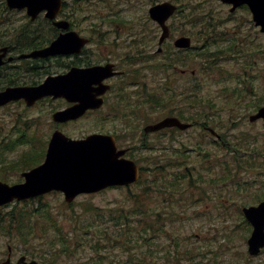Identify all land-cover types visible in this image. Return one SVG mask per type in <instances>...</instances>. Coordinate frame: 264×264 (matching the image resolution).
<instances>
[{
	"label": "rangeland",
	"instance_id": "1",
	"mask_svg": "<svg viewBox=\"0 0 264 264\" xmlns=\"http://www.w3.org/2000/svg\"><path fill=\"white\" fill-rule=\"evenodd\" d=\"M67 1L74 29L92 39V60L117 62L125 75L115 80L100 110L61 123L59 129L75 138L93 132L113 134L121 147H134L133 154L141 157L143 164L149 162L145 159L152 148L157 159L175 155L178 148L189 149L192 165L208 151L211 162L200 165L204 177L215 178L222 172L218 158L232 162L234 181H228L231 183L222 191L220 186L221 195L214 185L208 187L207 195L192 200L189 209L181 210L182 218H175L179 219L175 225L165 224L166 231L159 236L141 231L150 220L140 219L136 212L142 209L138 201L146 198L140 195L138 201L131 200L135 192L126 189L82 194L72 203L66 202L60 191L11 202L0 207V262L11 243L19 255L30 253L40 264H264V250L257 256L248 252L250 229L242 212L243 203L257 202L264 194V122L249 119L264 104V33L255 26L250 10L241 6L231 12V5L221 0H170L178 3L180 11L169 21L172 34L165 48L173 52L163 54L156 52L161 31L149 20L148 9L166 0ZM10 15L13 24L18 20L17 26L28 23L25 10H13ZM209 25H216L217 32L209 34ZM52 33L49 26L44 35ZM182 34L192 36L196 45L210 37L209 53L224 46H232L234 52L225 54L218 64L214 57L196 56L193 50L175 52L171 44ZM65 61L69 62L68 57L51 60V71L62 72L57 65ZM172 62L177 69L165 66ZM181 69L187 72L181 74ZM10 70L12 76L21 68L7 65L4 72ZM44 76L19 75L17 80L41 81ZM173 91L197 93L188 98L200 99L199 107L190 108L221 120L217 124L225 134L224 145L214 137L209 140L213 149L203 144L208 133L196 128L176 131L174 137L169 130L150 133L148 143H153L140 148L144 127L166 116V99L164 105L149 99ZM177 100L175 107L182 104L180 97ZM66 106L63 98H46L31 107L20 101L0 108L1 179L23 181V170L31 168H24L28 159L39 158L38 164L44 160L42 149L56 126L53 112ZM200 140L201 145L197 143ZM146 179L133 189L143 188ZM229 196L232 199L228 201ZM217 207L231 211L230 215H217Z\"/></svg>",
	"mask_w": 264,
	"mask_h": 264
},
{
	"label": "water",
	"instance_id": "2",
	"mask_svg": "<svg viewBox=\"0 0 264 264\" xmlns=\"http://www.w3.org/2000/svg\"><path fill=\"white\" fill-rule=\"evenodd\" d=\"M233 3L232 11L237 6L248 4L253 13L256 25L264 31V0H223ZM12 8H27L28 14L35 19L40 12L47 10L46 16L53 20L57 27L69 29L68 20H55L61 11L62 0H7ZM177 6L166 1L150 8V15L159 21L163 28L160 43L169 36V26L166 21L176 11ZM88 39L81 37L76 31L61 33L50 46L23 53L24 57H47L53 54L70 53L80 51ZM178 47H189L191 38L182 36L175 41ZM9 47L0 48V65ZM2 52V53H1ZM12 57H9L11 60ZM110 74L108 66H95L92 68H73L68 74L50 76L45 83L39 86H14L7 87L0 92V105L11 100L25 98L28 104H33L37 99L53 94L55 97L65 96L70 101L79 103L60 110L54 114L56 121H67L83 115L89 108H97L103 103L98 94L104 93L106 87H93L94 82L100 83ZM264 118V106L251 120ZM180 126L187 128L190 123H182L176 117H167L161 122L146 126L147 132L165 126ZM126 150L117 151L115 139L111 135L93 133L83 139H73L60 130L53 134L46 160L23 175L26 181L10 185L0 180V205L14 198L25 199L36 196L53 189L63 190L66 200L71 202L81 192H91L113 184H124L138 178V167L134 161L120 158ZM249 220L254 225V231L249 239V249L255 254L264 246V201L258 206L244 208ZM22 264H37L36 260ZM3 264H8V261Z\"/></svg>",
	"mask_w": 264,
	"mask_h": 264
},
{
	"label": "trees",
	"instance_id": "3",
	"mask_svg": "<svg viewBox=\"0 0 264 264\" xmlns=\"http://www.w3.org/2000/svg\"><path fill=\"white\" fill-rule=\"evenodd\" d=\"M11 9L7 6L5 0H0V45L1 44H12L15 46V49L22 52L26 50H30L33 48H38L40 46L46 45L50 38L56 34V30L54 27L53 28V33L47 35L45 38L41 39V36H44V33L47 32V28L51 26L50 22L47 19H39L36 22H30V23H25L21 24L20 26H17L18 21L16 19L15 23L13 24V19H11ZM216 26H209V34H212L215 31ZM11 36L15 37V40H11ZM9 41V42H8ZM235 40H233L234 42ZM210 44V37H205L204 42L201 45L195 46L193 48V52H196V56H211L214 57V64H218L222 57L227 54V53H233V48L230 46H224L221 47L222 50L214 52V53H209L208 50L211 48L209 47ZM204 51L202 54L200 51ZM208 51V52H207ZM239 52V50H238ZM194 59V58H193ZM195 61V59H194ZM29 65L30 70L32 71V74L40 75V73H47L49 70L45 69L42 70L39 68L38 63H31V61L27 62ZM8 83H11V78L8 79ZM181 95H185L184 92L181 93ZM197 95L196 92H192L190 94V97H195ZM165 97H175V94L169 93L168 95H165ZM163 97H159L158 102L162 101ZM155 99V97H151L150 100ZM208 115V113H206ZM36 158L30 157L28 159V162L26 165L31 166L30 164L34 161Z\"/></svg>",
	"mask_w": 264,
	"mask_h": 264
},
{
	"label": "flooded vegetation",
	"instance_id": "4",
	"mask_svg": "<svg viewBox=\"0 0 264 264\" xmlns=\"http://www.w3.org/2000/svg\"><path fill=\"white\" fill-rule=\"evenodd\" d=\"M85 50V49H84ZM84 50H83V54H84ZM158 53V52H157ZM162 53H165V51H163ZM13 54V53H12ZM83 54L81 56V58L83 57ZM77 59L79 60L80 63H82L83 66L86 65V62L85 61H80V56L77 55ZM17 60L13 61V65H18V63L16 62ZM109 62H113L114 64V69L117 70V74L109 79L106 80L107 83H111L112 84V88L111 90L113 89L114 87V82L115 80H117L119 77H123L125 75V72L119 67V65L117 64V62H114V61H106V62H100V63H109ZM184 73V72H183ZM198 124V122L196 123ZM205 128H208L206 127L207 125H203ZM208 130V129H207ZM158 133H161L159 131H157ZM219 132V131H218ZM216 133L214 134L215 135V141L217 140L218 143H220L221 145H223L224 141H225V136L219 132V133ZM178 149H181V148H178ZM213 149V148H212ZM185 151H187V153H189V149H184ZM167 158V162H164V160ZM162 157L160 155V158L157 159L155 156H153V159L154 160H157L154 162L155 163H158V165H156V168L154 169V173H155V178H156V181L157 183L159 182V177L161 175L160 171H159V167L158 166H161L162 168H166V167H169L170 165H173V166H176V165H185L186 162H187V158L186 156H181V155H178V154H170L168 155L167 157ZM194 190H192L191 188H184L180 191H178V198L179 199H184V198H187L188 194L192 193V192H196V188L194 187L193 188ZM7 256L10 257V264H19V262H21V259L25 256V261H31L33 260V258L30 256V253H22L19 255V253L17 252V250L15 249V245L9 243L8 244V252H7ZM23 263V261L21 262V264ZM40 264V262H39Z\"/></svg>",
	"mask_w": 264,
	"mask_h": 264
}]
</instances>
